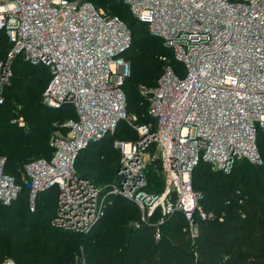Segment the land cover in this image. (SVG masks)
Listing matches in <instances>:
<instances>
[{"label":"built area","instance_id":"obj_1","mask_svg":"<svg viewBox=\"0 0 264 264\" xmlns=\"http://www.w3.org/2000/svg\"><path fill=\"white\" fill-rule=\"evenodd\" d=\"M115 1L159 36L179 65L175 70L166 63L152 85L141 87L148 122H136L126 110L122 86L130 61L124 52L131 31L122 17L90 0H0V33L8 43L0 57V104L19 59L46 68L41 102L71 113L61 121V132L49 136L50 155L22 166L28 208L33 210L40 190L53 188L50 223L86 233L104 214L107 195L116 194L139 207L136 227L159 207L156 223L180 210L195 230L194 213L214 216L192 187L196 163L228 172L236 159L261 162L255 140L257 132L264 134V0ZM19 108L13 107L8 123L24 127ZM119 121L136 136L111 140L118 150L114 179L95 183L80 175L74 167L78 152L111 134ZM152 145L161 166L158 192L145 188ZM3 163L0 156V202L8 204L20 183Z\"/></svg>","mask_w":264,"mask_h":264},{"label":"trees","instance_id":"obj_2","mask_svg":"<svg viewBox=\"0 0 264 264\" xmlns=\"http://www.w3.org/2000/svg\"><path fill=\"white\" fill-rule=\"evenodd\" d=\"M90 1L95 5L104 6L111 12L107 6L102 4V0ZM108 1H111L113 5L120 3L115 0ZM122 16L124 17V15L120 17ZM133 19L130 16L128 20H124L130 27L134 24ZM130 31L131 36L136 37V40L134 45L130 43L128 46L132 48L131 56L128 55L130 49L127 48L124 52V56L130 61V74L122 86L125 105L128 112L136 114L138 122H148L150 116L146 112L147 103L144 95L138 94L136 84L141 83L142 86L148 87L154 83L155 77L162 69L158 67L159 53L167 56V63L175 70H178L179 65L173 58L171 50L162 44L159 36H153L157 40V44L154 45L152 41H148L146 33L140 32L138 25H134L133 28L131 26ZM7 47V40L3 33H0V57ZM132 61L138 68L135 72H132ZM33 71H38L35 79L34 74L28 75ZM132 74L134 80L129 84ZM15 76L20 80L19 86L15 80L13 81ZM47 79L48 72L44 66L31 65L15 59L9 84L4 88V101L0 104V156L4 157V171L12 174L19 183L20 180L14 172V163L18 164L23 155L33 154L28 158L30 159L38 156L48 157L51 153L52 148L48 145V138L57 125L53 128L45 116L53 114L61 121L71 115L66 108L54 109L40 102V93ZM16 104L20 105L19 112L26 120L24 127L8 123V118ZM142 111L146 114H142ZM119 133L124 134L126 138L120 137ZM135 136V130L124 121H119L111 134L104 136L101 140L90 141L78 152L74 160L76 171L95 183L104 181L102 178L107 177L105 172L88 169L89 158L81 162L84 158L83 152L94 151L96 148L99 152V149H104L102 152L105 153L104 161L111 169L106 181L113 180L118 150L112 147L111 140L113 138L133 139ZM255 141L261 159L258 164L240 158L232 162L228 172L220 170L213 172L207 167L196 170L199 165L208 166L203 161L197 162L192 168L191 183L192 187L201 193L199 203L205 210L214 213L212 218H200L196 213L193 214L194 234L190 232L183 213L180 210H174L158 224L159 238L153 239L152 231L155 228L153 222L143 224L139 228L127 224L126 216L137 217L138 208L131 201L126 202L120 195L108 194L104 214L96 222L97 224L107 220V224L94 241L93 246L87 250L86 264H264V134L257 132ZM99 143H101V148L98 146ZM201 176L212 179L210 187L204 191L199 189L204 181L194 180ZM24 187L25 185L20 183V190L10 203L0 202V209L3 210V212L0 210V227H3L0 229V236L8 231L7 226L5 228L6 224L17 222L18 216L22 218L18 208L22 203L21 195ZM145 188L152 192L161 191L162 181L160 186L156 187L152 186L150 179L147 178ZM52 191L53 188L40 190L37 193V202L35 200L36 206L34 205L33 210L28 209L26 202V208L30 212H36L40 200L42 203L45 202L42 216L47 222L53 212ZM156 215H159V207L155 208L148 220H155ZM89 231L91 232V229ZM88 232H73V234L87 235ZM149 237L150 242L146 244L145 240ZM18 239L17 234L10 232L7 237L9 249H15ZM40 242L39 239H35L30 242L29 246H23V248L21 245L17 246L16 251L19 254L15 261L20 260L22 264H66L71 248L68 249L66 245H57L56 243L59 242L56 241L51 254H45V246ZM127 243L129 248L126 247ZM58 247L62 249L57 250ZM36 254L38 259L35 257Z\"/></svg>","mask_w":264,"mask_h":264},{"label":"rangeland","instance_id":"obj_3","mask_svg":"<svg viewBox=\"0 0 264 264\" xmlns=\"http://www.w3.org/2000/svg\"><path fill=\"white\" fill-rule=\"evenodd\" d=\"M102 4L107 6L108 9L111 10V12L113 11V12H115L117 14L124 15V17L123 16L122 17L124 19H126V20H128V18L131 16L128 13L127 8L124 5H121L120 3H118V5H115V4L113 5L111 1L102 0ZM113 6H114V8H113ZM134 25H138V27L140 28V32L146 33V37L148 38V41H152V43L154 45L157 44V40L155 38H153L154 34L150 33L144 25L139 24L136 21H134V24L131 25L132 28H133ZM131 26H130V28H131ZM135 40H136V37H134L132 35L131 36V40H130L131 45H132V43L134 45V41ZM129 46H130V44H129ZM128 49H130L128 51V55L132 54V48L128 47ZM158 58H159L158 67L162 68L168 61L167 60V56L159 53L158 54ZM131 65L133 66L132 67V72H135L136 70H138V68L135 67L134 61H132ZM31 74L35 75L34 76V79H35L38 76V71H33L30 74H28V75L32 76ZM14 80H15V82H17V84L19 86L20 85V80L17 79L16 76L14 77L13 81ZM133 80H134V75L132 74V77L129 80V82H130L129 84H131V82H133ZM136 87H137L138 94L141 96V94H142L140 92L141 87H142L141 83L136 84ZM40 102H41V99H40ZM130 113L135 114L134 112H130ZM142 114L145 115L146 112L142 111ZM135 116H136V114H135ZM45 118L48 120L47 122L50 123L51 126H53V128H55L54 125H57V127H56L57 129L56 128L53 129L51 131L50 135H53L56 132H61L60 123H61L62 120L59 121V117L58 116L52 114L50 116H45ZM138 120L139 119L136 117L135 121L138 122ZM149 120H150V118H148V121ZM129 127L133 129V127H131V126H129ZM34 134H35V131H34ZM118 135L120 137L126 138V136L124 134L119 133ZM98 146H99V148H101L100 147L101 143H99ZM97 149L98 148L94 149V151L90 150V151H87V152H83L82 156L84 158L81 159V160H83L81 162L83 163L85 158H89L90 162L88 163V169L89 170H97L99 172H105L106 173L105 176L108 177L110 172H111V169H109V164L104 161L105 153H102V152H104V149H99V152H97ZM156 153H157V149H156L155 146L152 145V146H150L148 148L144 169H145V173H146V180H147V178L150 179V182H151L152 186L155 185L156 187H159L160 184H161V181H162V178H161V166L159 164V160H157V158L155 157ZM32 155L33 154H31L30 156L23 155L21 157V160L18 159V160H20V162L18 164L14 163V167H13L14 168V172H16L15 174L19 178L20 183L25 185L24 192L21 195L22 203H21V206H19V208H18L20 213L22 214L21 215L22 218H19V216H18V218L16 219L17 222H12V223H9V224L5 225V228L7 226L8 231L4 232V234H2L0 236V262L3 261V260H11L13 264H22L20 262V260L17 261V262L15 261L17 254H19L18 251H16L18 249L17 246L21 245L22 248H23V246L24 247L29 246L31 244L30 243L31 241H33L35 239H39L41 241L40 244L45 246L44 247V252H46L45 254H47V253L51 254V251L54 250V247H55L56 244L60 245V246L66 245V247L68 249L71 248L69 253H68V259L66 261V264H86L85 254H86L87 250L89 248H91L90 246H93L94 241L100 236V233L104 229V226L107 224V220L101 221V222H98L97 224H95L93 226L94 228L92 227L91 228V232L89 231L90 233L88 232L89 234L87 233V235H75V233L73 234V231L69 232L68 230L62 229L60 227H57V226L51 224L50 221L47 222V221L44 220V218L42 216V212H43V206H44L45 202L42 203L41 200H40L39 204H38V206L36 208V212H30L29 211L30 209L28 208L29 209L28 210L26 208V202H27V199H28V193H27L28 192V182H27L25 176L23 175L22 166H23L25 160L28 159L29 157H32ZM82 163H80V164L82 165ZM102 163H103V166H102ZM206 167L210 171H213V172L216 171L215 169H210L209 165L206 166V165H203V164L197 166L196 170L197 169L199 170L200 168H206ZM107 177H103L102 179H104V181L99 182V183L106 182V178ZM194 180L196 182L198 180L204 181L203 183H205V185H203V183H201V187L199 188L202 191L207 190L210 187L209 184H211V182H212V179H207V177H204V176H201L199 178H195ZM121 198L124 199L126 202L131 201L130 199H128L127 197H124V196H121ZM35 200L37 202V195L35 197ZM132 203H134V202H132ZM34 205L36 206L35 201H34ZM135 206L138 208V211H139L138 216L137 217L136 216H134V217L131 216L130 218H129L128 215L126 216V218L128 219L127 224H129V225L131 224L132 226H134V222H135V220L138 219L139 214H140L139 207L136 204H135ZM27 207H28V205H27ZM0 210H2V209H0ZM1 212H3V210ZM159 216L160 215H156V218L153 221H150V220L147 219L148 223H142L138 227H136V226H134V227L139 228L143 224H150V223L153 222L152 224L155 225L154 231H152L153 235L155 234L156 230L159 233V228H158V224L159 223H156L158 218H159ZM0 229H3V227L1 226ZM190 230H191V233H193V234L195 233V230H193V227L192 228L190 227ZM10 232H12L13 234H17L18 237H19L18 244L15 247V249H9V247H8L7 237L9 236ZM157 238H159V237H157ZM157 238L153 237V239H157ZM56 241H58L59 243L55 244ZM149 242H150V237H149L148 240H145L146 244H148ZM126 247L129 248L128 243H127ZM60 249H62V247H58L57 248V250H60ZM37 254H36L35 257L38 259Z\"/></svg>","mask_w":264,"mask_h":264}]
</instances>
